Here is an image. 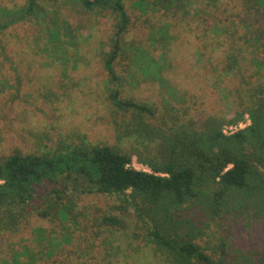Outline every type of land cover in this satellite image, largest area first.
<instances>
[{
  "label": "rangeland",
  "instance_id": "rangeland-1",
  "mask_svg": "<svg viewBox=\"0 0 264 264\" xmlns=\"http://www.w3.org/2000/svg\"><path fill=\"white\" fill-rule=\"evenodd\" d=\"M137 1L124 0L130 26L122 36L124 54L116 61L117 73L126 80L123 94L155 104L171 124L245 112L237 125H225L224 131L230 135L251 125L246 110L255 97L249 87L263 88L264 72L254 68L255 55L244 52L239 39L230 40L237 28L232 22L245 14L247 0H184L170 10L145 3L141 8ZM25 2L0 0V8L12 10ZM47 6V21L21 23L0 36L6 49L5 55L0 51V158L15 150L51 152L62 142L74 145L85 139L118 146L134 156L135 169L151 172L137 160L138 144L118 140L107 100L104 56L118 15L88 10L81 0H50ZM52 23L61 28L63 42L49 40L47 24ZM48 45L56 46L60 56L47 57ZM137 54L140 71L134 67ZM144 62L152 71L148 75ZM76 202L75 212L83 215L75 225L33 215L17 232L3 231L0 264H10L9 258L22 250L27 255L20 259L27 262L35 256L34 264H170L147 242L131 209L127 230L99 226L102 215L119 213L118 198L86 195ZM177 213L205 225L206 235L198 242L210 248L223 243L228 261L256 264V253L264 250V219L254 211L215 220L188 205Z\"/></svg>",
  "mask_w": 264,
  "mask_h": 264
},
{
  "label": "trees",
  "instance_id": "trees-1",
  "mask_svg": "<svg viewBox=\"0 0 264 264\" xmlns=\"http://www.w3.org/2000/svg\"><path fill=\"white\" fill-rule=\"evenodd\" d=\"M49 1L26 0L12 10L0 8V36L21 23L47 21ZM183 1L138 0L135 4L141 7L145 3L153 8L162 5L170 10ZM81 2L88 10L118 15L110 51L104 56L109 82L107 100L118 140L138 144L137 160L151 172L135 169L134 156L118 146L93 144L85 139L74 145L62 142L54 151L41 154L15 150L0 158V235L3 231L17 232L33 215L75 225L83 215L75 212L80 196L106 195L118 198L122 208H116L119 210L116 215L98 218L99 226L127 230L131 209L147 242L170 264H239L227 260L229 255L223 243L212 248L202 246L198 240L206 235L205 225L199 226L177 212L188 205L200 208L211 220L250 211L264 219V87L250 85L255 97L246 110L251 125L230 135L224 133V126L237 125L245 112L230 118L209 115L188 125L171 124L155 104L123 94L126 80L117 73L116 61L124 54L122 36L130 26L124 0ZM246 10L238 21L232 22L237 28L230 40L239 39L244 52L255 55L252 65L262 73L264 0H247ZM47 29L52 44L63 42L56 23L47 24ZM224 31L229 32L228 27ZM55 48L45 46L46 56L52 59L56 53L60 56ZM0 51L6 54L1 39ZM140 59V54L133 57L134 67L139 71ZM232 63H236L234 58ZM143 71L145 75L152 72L146 62ZM24 254L27 255L24 250L14 253L8 263L37 261L35 256H31V261H22ZM256 257V264H264V250H258Z\"/></svg>",
  "mask_w": 264,
  "mask_h": 264
},
{
  "label": "built area",
  "instance_id": "built-area-1",
  "mask_svg": "<svg viewBox=\"0 0 264 264\" xmlns=\"http://www.w3.org/2000/svg\"><path fill=\"white\" fill-rule=\"evenodd\" d=\"M224 133H225V131H224ZM226 134V133H225Z\"/></svg>",
  "mask_w": 264,
  "mask_h": 264
}]
</instances>
